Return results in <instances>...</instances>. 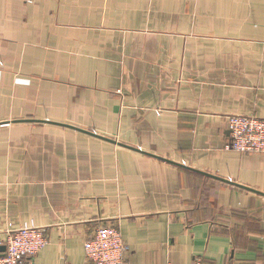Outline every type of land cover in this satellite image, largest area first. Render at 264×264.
<instances>
[{"label":"crops","instance_id":"0c3cea01","mask_svg":"<svg viewBox=\"0 0 264 264\" xmlns=\"http://www.w3.org/2000/svg\"><path fill=\"white\" fill-rule=\"evenodd\" d=\"M231 116L264 119V0H0V243L31 223L35 264H86L113 224L124 264H264Z\"/></svg>","mask_w":264,"mask_h":264},{"label":"built area","instance_id":"2783aa9c","mask_svg":"<svg viewBox=\"0 0 264 264\" xmlns=\"http://www.w3.org/2000/svg\"><path fill=\"white\" fill-rule=\"evenodd\" d=\"M228 133L225 149L244 155H264V119L249 116L226 118ZM41 227L33 224L11 228L0 243V264H35L36 255L47 245ZM86 264H124L128 247L119 229L113 224L96 226L83 244ZM192 264H202L196 259Z\"/></svg>","mask_w":264,"mask_h":264},{"label":"water","instance_id":"95a60500","mask_svg":"<svg viewBox=\"0 0 264 264\" xmlns=\"http://www.w3.org/2000/svg\"><path fill=\"white\" fill-rule=\"evenodd\" d=\"M88 134H90V133H88ZM94 136H97V135H94ZM98 138L103 139V140H105V141H109V142H111L110 140L105 139V138H103V137H99V136H98ZM112 142H113V141H112ZM219 180H221V179H219ZM223 181H224V180H223ZM225 182L228 183V181H225ZM243 188H244V187H243ZM1 251H4V248H1Z\"/></svg>","mask_w":264,"mask_h":264}]
</instances>
